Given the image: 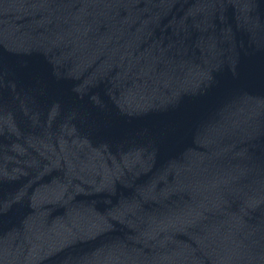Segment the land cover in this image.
I'll list each match as a JSON object with an SVG mask.
<instances>
[{
	"label": "water",
	"instance_id": "1",
	"mask_svg": "<svg viewBox=\"0 0 264 264\" xmlns=\"http://www.w3.org/2000/svg\"><path fill=\"white\" fill-rule=\"evenodd\" d=\"M0 264H264V0H0Z\"/></svg>",
	"mask_w": 264,
	"mask_h": 264
}]
</instances>
